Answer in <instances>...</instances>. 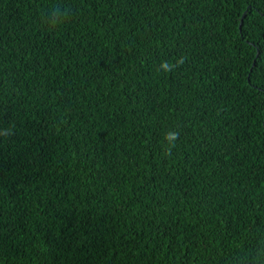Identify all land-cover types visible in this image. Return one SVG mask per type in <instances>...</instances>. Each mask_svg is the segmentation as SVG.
Segmentation results:
<instances>
[{"label":"trees","instance_id":"trees-1","mask_svg":"<svg viewBox=\"0 0 264 264\" xmlns=\"http://www.w3.org/2000/svg\"><path fill=\"white\" fill-rule=\"evenodd\" d=\"M0 264H264V0H0Z\"/></svg>","mask_w":264,"mask_h":264},{"label":"clouds","instance_id":"clouds-1","mask_svg":"<svg viewBox=\"0 0 264 264\" xmlns=\"http://www.w3.org/2000/svg\"><path fill=\"white\" fill-rule=\"evenodd\" d=\"M69 9H61L59 6L54 7L49 13H48V19L46 20V23L50 30H54L56 28H59L64 23L67 22ZM179 63H183V60L179 61ZM168 141H173L176 139V136L172 133H169L167 135Z\"/></svg>","mask_w":264,"mask_h":264}]
</instances>
